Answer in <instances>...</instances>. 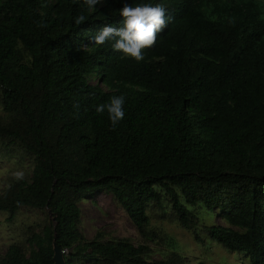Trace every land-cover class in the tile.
<instances>
[{"label":"trees","instance_id":"obj_1","mask_svg":"<svg viewBox=\"0 0 264 264\" xmlns=\"http://www.w3.org/2000/svg\"><path fill=\"white\" fill-rule=\"evenodd\" d=\"M125 3H161L172 18L139 63L92 40L122 26ZM114 95L126 101L113 130L95 108ZM0 107V155L31 163L0 192V212L48 218L24 238L27 253L9 244L0 264H53V246L70 251L64 264H181L149 262L126 239L85 241L77 205L101 192L141 236L146 210L166 200L195 243L264 264V0H104L95 12L82 0H0ZM198 205L228 227L199 224Z\"/></svg>","mask_w":264,"mask_h":264},{"label":"rangeland","instance_id":"obj_2","mask_svg":"<svg viewBox=\"0 0 264 264\" xmlns=\"http://www.w3.org/2000/svg\"><path fill=\"white\" fill-rule=\"evenodd\" d=\"M90 81L95 83V76ZM3 116L0 107V117ZM16 170H23L25 175H30V161L14 154L0 155V192L8 187L12 180L11 173ZM77 206L80 211L78 230L85 241L92 240L96 234L100 235L102 241L126 239L134 246H146L149 262L174 256L181 264H249L243 254L227 252L204 236H201L202 244L195 243L190 233L176 223L166 200L160 206H150L146 210L148 225L145 237L136 232L109 193H96L80 201ZM188 209L195 212L199 224L203 226L218 224L228 227L219 212L213 213L201 205ZM47 220V213L40 210L21 208L11 222H7V215L0 212V253L12 243L20 245L27 253L24 238L30 232L37 231ZM150 234L154 237L151 238ZM69 253L68 250L61 252L59 263L58 259L55 260L56 264H63Z\"/></svg>","mask_w":264,"mask_h":264},{"label":"clouds","instance_id":"obj_3","mask_svg":"<svg viewBox=\"0 0 264 264\" xmlns=\"http://www.w3.org/2000/svg\"><path fill=\"white\" fill-rule=\"evenodd\" d=\"M103 3L104 0H82V4L91 12L97 11V6ZM118 14L122 18V26H104L92 36V40L95 45H104L108 41H113L111 46L113 51L122 53L137 63L145 59L144 50L155 45L158 34L168 27L172 19L167 14V8L161 3L155 5L138 3L135 7L125 3ZM86 21L87 17L83 14L74 18L77 26ZM125 101L124 95H114L108 102L98 104L95 111L98 114L106 112L114 130L125 118ZM74 107L78 109L79 105L75 104ZM11 176L13 180L19 182L25 179V172L16 170Z\"/></svg>","mask_w":264,"mask_h":264},{"label":"water","instance_id":"obj_4","mask_svg":"<svg viewBox=\"0 0 264 264\" xmlns=\"http://www.w3.org/2000/svg\"><path fill=\"white\" fill-rule=\"evenodd\" d=\"M60 254H61V251L56 246H53V256H52L53 264H56L55 260L57 261ZM58 263H59V259H58Z\"/></svg>","mask_w":264,"mask_h":264}]
</instances>
